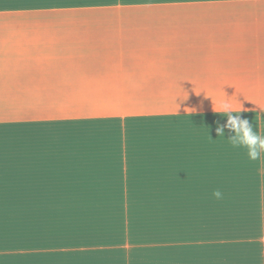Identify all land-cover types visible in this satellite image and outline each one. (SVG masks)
Here are the masks:
<instances>
[{"label":"crops","instance_id":"crops-1","mask_svg":"<svg viewBox=\"0 0 264 264\" xmlns=\"http://www.w3.org/2000/svg\"><path fill=\"white\" fill-rule=\"evenodd\" d=\"M222 100L264 106V0H0V264H148L109 245L125 198L259 195ZM257 242H172L169 264H264Z\"/></svg>","mask_w":264,"mask_h":264},{"label":"rangeland","instance_id":"rangeland-1","mask_svg":"<svg viewBox=\"0 0 264 264\" xmlns=\"http://www.w3.org/2000/svg\"><path fill=\"white\" fill-rule=\"evenodd\" d=\"M235 1L231 0V3ZM228 103L230 102L228 101ZM250 103L247 101L245 105L248 107H241L239 115L241 118L248 119L253 125L256 123L260 131L261 123L264 124V106L262 104L257 107L250 106ZM232 108L239 110L238 107L232 106ZM222 111V108L213 109L210 112L211 117L218 120L224 126V128L221 126L223 129L232 131L225 126L227 115L221 114ZM232 114L235 115V113ZM62 128V135L71 132L70 125H62ZM244 158L248 157L244 156ZM243 161L248 162L242 165L243 172L248 176V179H244L243 185L248 188L254 187V181L260 176L264 188V154L257 161L249 162V159ZM244 192L245 195L223 196L221 200H217L213 196L210 198L175 197L171 198L174 200L173 206L165 201L166 198H147L146 205L142 201L140 206H138V202L135 204L134 201L129 204V198H125L124 202L126 206L128 203V211L125 210L122 213L121 220L124 224V240L109 245L113 246L114 253H121L122 250V253L128 256L132 246L130 242L133 240L135 242L142 241L144 244H140L142 247L139 253L147 257L149 254H156L155 259L149 260L148 264H169L172 242L178 243L179 247L189 244L190 248L187 249L195 254L198 253V257L202 259L201 262L207 260L229 261L233 258L230 252L228 254L220 252L217 244L223 242L228 243V247L234 242L235 247L232 251L234 257L240 258L250 251L255 254L259 247L257 240L264 242V196L262 195L264 190L259 195H249L250 191ZM161 199L163 202L160 201ZM207 199H210V204ZM255 216L256 220H254ZM138 222H140V228H138ZM248 238L255 240L252 241L253 245L239 246L237 244L239 241L236 240L245 242ZM225 247L227 246L225 245ZM208 250L211 254L206 253ZM131 253L134 251L132 250Z\"/></svg>","mask_w":264,"mask_h":264},{"label":"clouds","instance_id":"clouds-1","mask_svg":"<svg viewBox=\"0 0 264 264\" xmlns=\"http://www.w3.org/2000/svg\"><path fill=\"white\" fill-rule=\"evenodd\" d=\"M222 108L221 114L227 115L226 127L233 132L228 139L234 148H242L246 150L247 157L250 161L260 160L264 154V124H261L260 131H255L253 124L246 118H241L239 113L242 110H234L227 100L220 101ZM232 113H235L233 115ZM216 135L224 136L223 128H217ZM212 196L217 200L223 199L222 191L217 188L212 192Z\"/></svg>","mask_w":264,"mask_h":264}]
</instances>
